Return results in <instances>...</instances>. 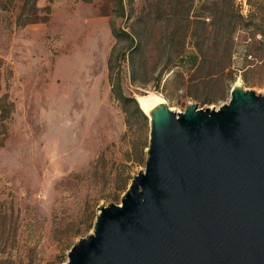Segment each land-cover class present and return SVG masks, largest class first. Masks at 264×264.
I'll return each instance as SVG.
<instances>
[{"label": "rangeland", "instance_id": "1", "mask_svg": "<svg viewBox=\"0 0 264 264\" xmlns=\"http://www.w3.org/2000/svg\"><path fill=\"white\" fill-rule=\"evenodd\" d=\"M218 1L122 0L121 15L114 0H36L38 19L21 24V0H0V228L15 264H63L71 245L91 232L97 208L119 204L144 168L146 147L141 159L138 149L148 127L132 104L124 114L107 82V62L127 45L112 27L130 31L145 14L150 22L209 23ZM233 3L249 24L233 33L226 68L211 78L174 68L161 73L155 90L151 82L132 84L123 61L124 94H156L174 112L192 103L216 108L233 85L264 95V0ZM256 22L260 31L251 27ZM160 35H149L147 67Z\"/></svg>", "mask_w": 264, "mask_h": 264}, {"label": "water", "instance_id": "2", "mask_svg": "<svg viewBox=\"0 0 264 264\" xmlns=\"http://www.w3.org/2000/svg\"><path fill=\"white\" fill-rule=\"evenodd\" d=\"M142 113L143 170L63 264H264V95L233 85L216 108Z\"/></svg>", "mask_w": 264, "mask_h": 264}, {"label": "trees", "instance_id": "3", "mask_svg": "<svg viewBox=\"0 0 264 264\" xmlns=\"http://www.w3.org/2000/svg\"><path fill=\"white\" fill-rule=\"evenodd\" d=\"M35 1L21 0L20 12L17 15V18H21V24L38 19L33 14ZM247 3L250 4V0H247ZM114 4L116 12L123 15L122 0H114ZM2 8H5L4 5ZM212 13L214 21L209 23L203 19L196 21L176 19L162 22L160 18L155 22H150L146 19L147 14H145L137 17V20L131 23L130 31H126L120 26L112 27V33L116 40L125 39L127 41L126 50L117 52L107 62V82L110 87V95L120 103L124 114L127 112L126 106L132 104L137 117L148 127L147 118L138 108V102L132 95L124 94L122 90L120 64L123 61L127 63L129 80L132 84L140 86L151 82L155 90L159 86L161 73H167L174 68L203 72V78H211L215 74L214 71H221L228 66L232 52L233 33L246 29L249 23H247L246 17L237 11L233 0H219L214 3ZM208 26L212 29L211 38L208 37ZM251 27L254 31L261 30V26L257 22L252 23ZM155 30L161 32V35L153 42L154 53L151 55L153 61L149 65L150 67H147L149 55L147 56L145 53V48L149 35ZM186 37H191L193 43L187 45ZM209 40L210 43H208ZM222 93L223 91L217 98H222ZM212 100L215 98L206 99V101ZM146 146L147 142L138 149L140 159L144 155L143 149ZM6 238L7 232L0 228V264H15V258L7 251L10 247L5 244ZM62 262L63 260H58L56 264Z\"/></svg>", "mask_w": 264, "mask_h": 264}, {"label": "bare ground", "instance_id": "4", "mask_svg": "<svg viewBox=\"0 0 264 264\" xmlns=\"http://www.w3.org/2000/svg\"><path fill=\"white\" fill-rule=\"evenodd\" d=\"M136 101L138 102L139 108L143 112H147L153 104L159 101L162 102V99L156 94H145L138 95Z\"/></svg>", "mask_w": 264, "mask_h": 264}]
</instances>
